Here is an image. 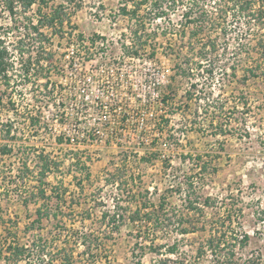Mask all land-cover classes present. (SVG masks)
<instances>
[{"label": "rangeland", "instance_id": "rangeland-1", "mask_svg": "<svg viewBox=\"0 0 264 264\" xmlns=\"http://www.w3.org/2000/svg\"><path fill=\"white\" fill-rule=\"evenodd\" d=\"M47 1L48 6L44 4L43 10L49 12L60 0ZM118 5L119 0H82L81 8L70 13L72 22L66 23L63 33L46 28L47 36L31 46L28 52L31 51V57L41 56L40 73L51 76V87L44 81L24 82L16 76H12L9 85L2 86L5 96L0 108L1 121L11 120V135H16L8 137L15 152L6 160V165H18L21 160L17 153L24 149L29 152V165L33 167L38 159L30 147L47 149L54 161L47 182L57 186L58 193L54 194L48 186L51 199L32 195L35 182L29 179L22 187L0 183V241L4 243L7 237L12 238L8 229L17 225V237L22 243H30L34 235L48 242L44 251L46 259L54 255L52 264H61L62 252L58 253V249L62 247H66L68 255H74V264L83 263L87 258L82 255L84 243H91L93 258L100 260L99 264H150L155 257L153 250L159 245L176 241L179 252L196 254L197 247L201 243L206 245L208 237L219 231L227 235L222 245L224 251L227 247L233 248L238 251L241 262L264 264V72L244 81L242 71L234 76L231 70L218 69L211 77L199 71L192 76L198 86L190 99L185 97L188 79L177 76L170 91L173 98L167 107L174 113L169 116L170 124L161 135L152 127V114L159 113V107H149L144 101L141 103L147 105L141 108L133 104L130 107L124 91L131 81L135 85V96L146 91L141 79L145 78L148 68L155 80L172 64L161 52L164 47L175 43L183 47L184 44L178 41L177 35L153 37L141 51L148 53L157 47L158 63L125 61L128 53L125 45L133 49L129 37L132 26L118 16ZM208 5L211 7L212 3ZM37 7L35 4L27 15L38 17ZM183 9L179 7L172 14L175 25ZM8 16L5 3L0 0V30L9 27ZM215 16H218L216 11ZM74 25L77 30L72 29ZM152 29L150 25L147 31ZM77 33L83 35L81 38L94 40L100 39L97 35L102 36L105 44L82 53L76 46ZM216 34L207 31L203 37L208 40L210 35L215 37ZM70 43L75 44L77 57L79 54L92 57L77 59L74 70L69 68L67 56L72 51L67 49ZM218 43L213 60L220 65L227 62L230 65L235 41L222 37L218 38ZM119 58L121 64L117 65ZM14 61L15 69L20 70L19 61ZM33 88L38 91L36 100ZM52 101L57 105H50L44 112L49 118L51 133L48 130L33 132L25 121L27 107L47 106ZM120 106L127 108L129 121L125 129L119 131L118 138L107 141L110 130L105 124L117 118ZM220 127L227 132L220 133ZM88 128H101L104 132L97 136V141H92L85 135ZM58 135L62 142H57ZM3 141L0 138V143ZM87 155L91 158L87 162L92 176L82 184L83 190L77 184V177L82 180L83 174L76 171V164L79 159L80 163L86 161ZM141 156L148 159L140 160ZM202 165L206 166L205 170ZM14 173H2L0 182ZM10 180L15 184L14 178ZM177 185L182 189L172 191L171 187ZM163 196L165 207L174 214L185 213L190 230L195 228V231L182 236L178 234L179 227L172 225L171 235L161 229L153 234L152 226L143 221L142 216L135 224L128 223L120 232L111 233L101 218L104 210L114 212V203H119V211L125 212L132 211L138 202L159 204ZM25 197L28 206L23 203ZM190 200L195 201L196 208L191 207ZM49 206L50 213H57L58 220L45 218L35 230H26V225L37 216L36 209ZM244 233L249 234V241L241 250L234 237ZM161 249L164 251V246ZM171 257L176 259L175 255ZM31 259L37 260L36 256ZM198 261L199 264H223L213 260L209 249ZM0 262L5 264L3 255Z\"/></svg>", "mask_w": 264, "mask_h": 264}, {"label": "trees", "instance_id": "trees-1", "mask_svg": "<svg viewBox=\"0 0 264 264\" xmlns=\"http://www.w3.org/2000/svg\"><path fill=\"white\" fill-rule=\"evenodd\" d=\"M3 1L9 15L10 24L9 27H6L7 29L2 27L0 30V106L3 105L5 96L1 88L10 84L13 79L12 76L19 77L24 82L37 83L41 78H47L48 82L49 76L40 73L42 60L39 57L41 56L31 57V51L28 52V50L36 42H42V37L47 36L45 33L46 28L58 29L59 33H63L66 23L71 24L72 22L70 13L75 12L82 6V0H60L55 7H51V11L47 12L43 10L44 4L48 6L47 0ZM209 2L212 3L211 7L213 8L208 5ZM35 4L38 5L36 9L38 17L27 15ZM118 6V16L124 17L132 26L129 37L133 42V45H131L133 49L125 45L129 54L146 53L150 58H157L159 52L157 47L152 48L148 53L141 51L153 37L177 35L178 41L181 40L184 44L183 47L175 46L176 43L173 45L175 47L168 45L169 48L165 46L164 50L161 51L172 61L170 81L159 86L161 100L167 107L170 99L172 100L173 98L172 94H170L172 82L179 75L188 79L189 88L185 92V97L190 99L195 94L193 90H196L198 86L197 81H194L192 76L199 71L206 72L209 77L218 69L231 70V74L234 76L239 71H242L244 81L249 80L250 76L259 77L264 72V61L261 60V58H264V0H119ZM179 7H184V9L179 23L175 25L172 22V14ZM215 11L218 16H215ZM150 25L153 29L147 31ZM76 28L75 25L72 26V29L77 30ZM207 31L210 33L217 32V34L215 37L210 35L209 39L205 40L203 36H205ZM122 35L126 37L127 33ZM82 36L81 33L76 35L78 40ZM222 37L228 41H235L234 50L231 53L234 59L230 65H228V62L220 65V62L213 60L218 51V38ZM97 38L103 39L104 37L97 35ZM30 40L32 42H29ZM9 44H12V47ZM224 50L227 51L228 49L225 48ZM14 60L19 61L21 64L20 70L15 69L16 62ZM13 72L16 73L14 74ZM47 82L45 85H47ZM165 89H168L169 92H166ZM32 91L36 100L38 91L35 88ZM27 108L25 121L31 130L33 132L48 130V124L42 120L40 111L34 107ZM173 113L172 109L169 110L167 108L159 116V121L156 124L161 135H164L166 126L170 124L169 116ZM11 125V120L4 123L1 121L0 116V138L5 140L0 143V178L2 173H14L16 170L17 173L6 176L3 182L0 183L7 185L10 183L11 185L22 187L29 179L35 182L32 187V195L43 199H51L52 195L48 194V186H51L50 189H53L54 194L58 193L56 191L58 187L47 182L48 174L54 168V161L51 159V154L47 149L30 147L34 156L38 159L33 167L29 165V152L24 149L17 153L21 160L18 165L15 167L11 164L9 166L6 165V160L14 156L13 153L15 152L14 144L8 140V137L12 136L11 138H13L16 136L15 134L11 135L13 132ZM220 128V133L224 134L227 132L226 129ZM56 140L58 143L62 142L60 136ZM139 159L146 160L148 158L141 156ZM87 161H91L88 155L86 156V161L83 160L80 163L79 159L77 160L79 163L76 164V171L80 175L83 174L82 180L81 177H77L79 178L77 184L83 190L85 187L82 184L85 180H91L92 176L90 165ZM8 168L10 169L8 170ZM126 168L128 169V166ZM202 169L205 170L206 166L202 165ZM10 177L14 178L16 185L10 180ZM189 184L191 186V183ZM171 188H173L172 191L182 189L181 185L172 186ZM58 198L60 200L61 196ZM165 200L166 198L163 196L160 198L159 204L138 202L132 211L125 210V212H120L121 205L114 203V212L111 213L108 209L104 210L101 218L108 224L111 233L120 232L122 227L128 223L135 224L138 219L142 220V216L145 217L143 221L152 226L153 234H155L157 229L164 230L165 233L169 234L172 232V225L179 227L178 234L182 236L195 231V228L190 230L187 224L189 217L185 213L174 214L172 212V214L165 207ZM28 202L27 197H25L23 199L24 205L28 206ZM189 203L192 208H196L194 207L195 201L190 200ZM48 208L40 207L36 209L35 214L37 216L26 225L25 229L35 230L45 218L57 221V213H50L51 207L49 206ZM17 228L18 226L16 225L11 227V230L8 229L12 238L7 237L4 243L0 241V255L4 256L5 264H20L21 261L30 262L29 264H46L47 262L52 264L54 262L53 254L51 258L46 259L44 248L47 246V241L40 235L34 238L36 236L34 235L30 243H22L17 237ZM226 237L227 235L224 232H213L208 237L206 245L201 243L197 247L196 254L186 253L185 250L179 252L176 241L172 244L159 245L153 250L155 257L150 264H199L198 259L202 258L208 249L211 250L214 261L222 262L223 264H247L245 261L241 262L242 258L237 256L238 251L233 248L229 249L227 247V250L224 251L225 249L222 245L225 244ZM175 238L178 240L177 237ZM234 238L239 245V249L243 250L248 244L249 234L235 235ZM84 246L82 255L87 256V258L84 259L83 263L80 262L78 264H99L100 260L93 258L91 243H84ZM163 246L165 249L161 251ZM60 252H62V255H60L61 264H74L73 259L76 258H74V255L66 253V247L58 249V253ZM172 255H175L176 259H173ZM32 256H36L37 260H32ZM89 256H91L90 259ZM0 264L4 263L0 262Z\"/></svg>", "mask_w": 264, "mask_h": 264}, {"label": "built area", "instance_id": "built-area-1", "mask_svg": "<svg viewBox=\"0 0 264 264\" xmlns=\"http://www.w3.org/2000/svg\"><path fill=\"white\" fill-rule=\"evenodd\" d=\"M104 41L105 40H103L102 38L94 40V39H91L89 37H86V38H83V39H80L79 41H77L76 46L78 47V49H82L83 50L82 53H84L85 49L94 48L98 44L104 45L105 44ZM74 48H75L74 43H70L67 47V49L72 50L71 53L67 55L69 58V68L71 70L75 69L77 59H79L81 57H85V58H88L90 60L92 58L89 56L86 57L85 55H81V54H79V56L77 57L74 53ZM106 59L110 60L111 57H106ZM118 60L119 61L117 62V65L121 64L120 58ZM124 60L125 61L129 60L132 62L133 61H138V62L142 61L144 63H152V62L158 63L159 62L157 58H150V57H148V54H146V53L145 54H143V53H141V54H129V53H127V55L125 54V56H124ZM161 64L164 65V62H161ZM147 71L145 72V78L141 79V86H143V87L146 86L147 90L144 91L142 94H137V96H135V94L133 92L135 85L133 84V81H131V82H129V84L127 83V87L125 88V91H124V94L126 96L125 99L130 100V104H129L130 107L133 104L136 106V108H141L144 104H146V103H141V101L148 102L150 104L149 107H152V105H157L160 109V112L156 113L155 115L152 114V116H153L152 127H153V130L157 131L160 134V131H159L156 123L159 121V116L167 110V106H165L161 100L159 86L164 85L170 81V75L172 73L171 65L167 66L166 72L162 73L160 77H156L155 80H152V73L150 72L149 68ZM41 81H44V84H45L47 82V78H41L38 80V82H41ZM52 84H53V82L51 81V76H49L47 86L51 87ZM36 86H38V85H36ZM136 97L138 98V101L136 100ZM135 100L138 103H136ZM55 104L57 105V103H55V101H52L47 106L46 105L41 106L38 104L35 105L36 106L35 109L39 110L41 115H42L41 116L42 120L48 124L49 133H51V125L49 122V118L48 119L46 118L47 116L44 115L45 114L44 112H45V108H49L50 105H55ZM2 106H0V108ZM113 110H116V108L113 107ZM126 112H127V108H123V106H120L117 118H115V119H113V121H109L108 123L105 124V126L109 127V130H110V131H107V135H106L107 141L109 140V138H113V137L118 138L119 131L121 133L125 129L128 121H129V118L127 116L128 114ZM0 116H1V114H0ZM146 124H149V122H147ZM42 130H43V128H42ZM142 131H144V129ZM103 132L104 131H102L101 128H88L85 135L87 134L86 136L91 137L92 141H97V136H100ZM66 139H68V138H66ZM68 140H70V139H68Z\"/></svg>", "mask_w": 264, "mask_h": 264}]
</instances>
